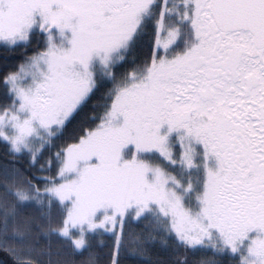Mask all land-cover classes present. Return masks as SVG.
<instances>
[{"label":"snow or ice","instance_id":"1","mask_svg":"<svg viewBox=\"0 0 264 264\" xmlns=\"http://www.w3.org/2000/svg\"><path fill=\"white\" fill-rule=\"evenodd\" d=\"M0 46L11 264H264V0H0Z\"/></svg>","mask_w":264,"mask_h":264},{"label":"trees","instance_id":"2","mask_svg":"<svg viewBox=\"0 0 264 264\" xmlns=\"http://www.w3.org/2000/svg\"><path fill=\"white\" fill-rule=\"evenodd\" d=\"M4 55H5L4 49L2 46H0V63L3 62ZM8 55L10 58V62L12 63H18L23 59V57L19 54L18 51L16 53H9ZM2 89H3V85L0 84V91H2ZM2 152H3V145L0 144V158H2ZM133 227H136V225L134 224ZM0 260H3L5 264H11L10 258L6 257L3 253H0ZM125 264H135V261L132 258H127L125 260Z\"/></svg>","mask_w":264,"mask_h":264}]
</instances>
